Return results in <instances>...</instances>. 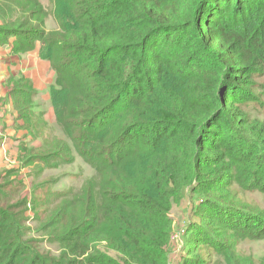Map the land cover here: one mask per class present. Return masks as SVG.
Segmentation results:
<instances>
[{"label": "trees", "instance_id": "trees-1", "mask_svg": "<svg viewBox=\"0 0 264 264\" xmlns=\"http://www.w3.org/2000/svg\"><path fill=\"white\" fill-rule=\"evenodd\" d=\"M60 1L69 22L48 30L40 0H0V46L40 44L62 134L18 159L77 156L92 174L77 188L37 183L30 198L19 167L2 170L0 264H264L241 248L264 240V210L246 201L264 194V0ZM9 84L0 104L21 128L45 124L32 83Z\"/></svg>", "mask_w": 264, "mask_h": 264}, {"label": "rangeland", "instance_id": "rangeland-1", "mask_svg": "<svg viewBox=\"0 0 264 264\" xmlns=\"http://www.w3.org/2000/svg\"><path fill=\"white\" fill-rule=\"evenodd\" d=\"M40 3L43 5V8L45 9L48 15L46 17V28L48 30L58 29L61 23L66 25L68 24L69 22L68 19L70 17V8L68 4L63 3L60 0H40ZM26 79H28V77H26ZM260 80H261L260 82L264 83V77H262ZM37 84L39 86H42L41 83H37ZM35 91H36V95L34 97V102L40 101L38 103H41L43 102L42 100H45L44 104L43 103L40 104L41 107L43 106V109L45 110L44 112V118L46 119L45 124L44 122L40 123L39 121L33 127L35 118L33 116L31 117L30 127L26 130L22 128L24 130L23 133L17 132L18 135L16 137L14 136V147L15 148L17 147V149L15 150V148H13L11 151H8V153H13V154L11 157L9 156L10 161L7 163V166L2 169L4 170V169H11L14 167H19L18 178L22 180V183L24 185L23 189H21V193H23V195L26 193L27 196L30 198H31L30 196L31 188L37 183L41 184L43 181L47 180L48 185L53 190L77 188L78 186L81 185L82 181L86 177L91 176L92 174L91 171L92 169L77 156H74L73 161L70 163H64L63 161L60 162L61 159H59L53 163L55 166H49V167H46L40 161L38 163L35 162L31 165H26V164L24 165L21 162L23 161L22 158L19 157L18 159L19 156L18 148L20 145H24L26 148L31 147L32 144L39 146L40 144H42V139L46 137L51 138V137H59L62 135L60 134V128L57 125H55L56 122L54 119V115L51 107L49 106L50 104L49 93H47V91L45 92V90L38 91L35 89ZM259 91H260L259 93H261V95L263 96L262 98L263 106L256 105V108L258 109L257 114L259 115L257 116V118L260 120H264V91L261 89H259ZM8 103L12 105V102L8 101ZM2 106L3 107L0 108V110L6 111V107L4 105ZM12 113L15 114V117L17 116V113L14 110V108ZM18 123L20 125L23 124L22 120H18ZM29 132L34 136L36 135L38 136L32 137V135ZM37 151H41V150H37ZM50 164L52 165V162ZM39 169H42L43 171L41 173H38ZM44 188L46 190H49L47 187ZM41 192H42V188H39L38 194H40ZM246 198H247L246 201L254 203V205L258 207V210H264V194L263 195L260 193H253L250 195L247 194ZM186 207H187V203L185 201L171 211V215L174 217V221L176 225H178V227L180 226L183 227V225L186 224L187 221L186 216H188V213L186 212ZM29 215L31 214L28 212V216ZM194 219H197V217H195ZM182 227L181 229H179L178 232H175V234H173L174 250L177 256L180 254L185 255L184 248H186L185 246L186 238L183 237L184 231L182 230ZM241 248L246 252L252 253L255 256V258L264 257V240L244 243L243 245H241ZM179 263H180V259L177 258L176 260L173 261L172 264H179Z\"/></svg>", "mask_w": 264, "mask_h": 264}, {"label": "crops", "instance_id": "crops-1", "mask_svg": "<svg viewBox=\"0 0 264 264\" xmlns=\"http://www.w3.org/2000/svg\"><path fill=\"white\" fill-rule=\"evenodd\" d=\"M39 48L40 44H37L34 51L24 55H15L11 52V44L0 46V101L9 90L11 85L9 84L10 78L20 74L28 77L34 89L38 91L45 90V92L49 93L54 73L51 70L50 64L39 57ZM37 83H41L42 86H39ZM42 101L39 104L45 103V100ZM2 105L6 107V111L0 110V171L7 166V163L10 161L9 158L13 154L8 153V151L15 148L14 136L18 135L17 132L23 133L24 131L18 120H16L15 114L12 113V105L7 102L6 104H0V108L3 107Z\"/></svg>", "mask_w": 264, "mask_h": 264}]
</instances>
